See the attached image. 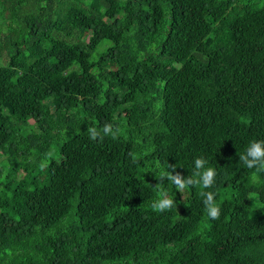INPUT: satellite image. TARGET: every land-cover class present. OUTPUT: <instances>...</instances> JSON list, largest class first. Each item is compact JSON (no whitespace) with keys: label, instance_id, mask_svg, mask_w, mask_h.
Wrapping results in <instances>:
<instances>
[{"label":"trees","instance_id":"obj_1","mask_svg":"<svg viewBox=\"0 0 264 264\" xmlns=\"http://www.w3.org/2000/svg\"><path fill=\"white\" fill-rule=\"evenodd\" d=\"M255 140L264 0H0V264H264Z\"/></svg>","mask_w":264,"mask_h":264},{"label":"clouds","instance_id":"obj_2","mask_svg":"<svg viewBox=\"0 0 264 264\" xmlns=\"http://www.w3.org/2000/svg\"><path fill=\"white\" fill-rule=\"evenodd\" d=\"M105 135H115L112 132V125L105 124L102 129ZM90 138L96 139L99 132L96 129H89ZM239 160L249 169H256L259 171L264 168V140H255L249 143L244 153L240 155ZM194 169L192 176L182 177L180 174H173L166 169L161 174L160 178L166 177L170 181L175 189L182 192L190 186H199L201 189H208L215 183L217 176L216 170L207 166L208 161L203 157H197L194 159ZM173 168V167H172ZM174 169V168H173ZM203 203L205 206L206 214L210 219H217L220 216V207L216 203L214 192L202 191ZM173 199L168 198V194L161 192L160 197L155 202V207L158 210H165L173 205Z\"/></svg>","mask_w":264,"mask_h":264}]
</instances>
